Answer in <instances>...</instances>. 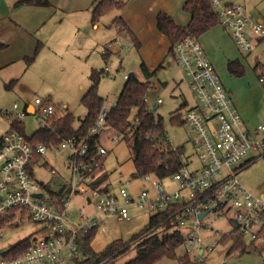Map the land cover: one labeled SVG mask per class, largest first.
<instances>
[{
  "label": "built area",
  "instance_id": "obj_1",
  "mask_svg": "<svg viewBox=\"0 0 264 264\" xmlns=\"http://www.w3.org/2000/svg\"><path fill=\"white\" fill-rule=\"evenodd\" d=\"M208 1L238 49L253 52L258 41L264 40V21L250 16L244 4L231 0ZM174 53L197 101L186 111L184 120L200 167L190 171L184 159L179 171L171 176L178 183L179 191L168 194L161 184L153 181L155 195L150 196L148 190H143L135 198L125 188L116 192L110 186L107 190L93 186L96 160L89 155L87 139L101 136L108 130V109L101 110L86 140L67 139L58 146H34L20 132L8 130L0 138V219L13 218L0 227V234L15 221L28 220L29 224L41 225L37 231L44 236L39 239L32 234L30 246L14 257L1 252L0 264H72L82 239L97 227V215L115 214L122 220H129L132 205L146 207L154 213L174 212L183 244L195 261L212 252L226 235L233 233L235 226L244 238L248 236L251 242L264 243V195L254 197L239 181L244 169L257 159H264V123L253 130L244 126L232 94L208 58L199 37H184L175 45ZM260 81L264 82V78ZM162 103L159 99L155 107ZM35 104L32 113L27 108L20 112L16 103L13 111L0 114L10 121L21 122L34 115L39 119V128H50L56 120V105L41 98H36ZM112 139L119 143L122 135L116 134ZM66 152V164L71 171L69 178L51 164ZM107 153L104 145H98L99 156ZM37 155L41 156L40 160ZM41 172L47 175L46 179L40 177ZM151 176L141 178L150 181ZM130 182L132 180L127 181V185ZM39 193L42 197H38ZM52 196L61 199L58 201ZM74 199L84 200L86 206L93 208V213L85 211L83 204L75 216L71 208ZM201 214L206 215L201 219ZM209 216H215L213 222L230 223L231 229L215 230L211 226L213 222L207 221Z\"/></svg>",
  "mask_w": 264,
  "mask_h": 264
},
{
  "label": "rangeland",
  "instance_id": "obj_2",
  "mask_svg": "<svg viewBox=\"0 0 264 264\" xmlns=\"http://www.w3.org/2000/svg\"><path fill=\"white\" fill-rule=\"evenodd\" d=\"M234 1L237 4L248 3V7L255 8L264 15V0ZM69 39L68 45L53 48L54 53H50L52 55L50 60L40 62L37 59V63L29 68L26 74L20 75V79L15 85L16 88H6V85L11 80L3 72H0V112L13 111V106L16 103H18L21 112L25 103L33 102L36 98L51 99L52 104L54 103L57 107L55 117L59 118L70 112L74 116L73 126L78 128L79 120L84 118L87 112L81 102L82 93L90 87V75L94 70L103 72L98 92L104 99L103 108L108 110L115 107L118 102L119 95L126 83L125 75L128 77L129 75H134L142 77L143 80L146 79L147 75H144L143 71H141L142 60L140 54L137 48L132 45L130 39L117 38L119 42H111L113 46L109 44L96 46L92 43L93 37L91 41L80 35ZM109 50L112 53H108L105 56ZM114 50H117L116 54H114ZM253 55L259 56L264 66V43L253 52ZM21 65L23 67L24 63ZM106 68L109 70L106 71ZM184 78L183 70L172 62L169 68L161 67L152 78V81L157 84L156 90L158 91H155V88L150 90L151 92L147 96V103L156 115L163 118L164 128L169 140L172 141V145L184 148V157L188 163V169L193 171L200 167V161L193 144L189 141V128L187 125H179L172 121L174 115L180 114L184 117L186 111L195 104V96ZM261 85L264 86V83H261ZM158 99H162L164 103L155 107L154 104ZM256 99L258 101H255V104L258 107L259 103L264 105V95L258 96ZM184 104L186 105L184 106ZM65 107H68L67 112ZM24 120L27 136L29 138L33 137L39 130V119L34 115H29ZM4 122L7 123V126L3 134L10 129L8 125L10 120L0 114V126ZM3 134L1 135L3 136ZM113 134L110 131L102 133L101 143L108 149V153L104 156L103 167L109 174L108 185L114 188V191L117 192L119 188H125L129 194L138 198L143 190H148L150 196H153L155 195L152 185L153 181L161 184L168 194L179 191V185L172 177L159 179L152 175L151 180L147 181L134 175L136 169L133 161L131 141L123 139L119 143H114L112 141ZM66 162L67 152L58 155V159L53 160L51 164L69 178L71 171ZM39 175L43 179L47 178V175L43 172ZM239 176L240 183L250 194L254 197L264 195L263 158L257 159L255 163L244 169ZM129 180H132V182L127 185ZM83 204H85V201L82 199L73 200L71 208L75 216H77L80 206ZM85 211L92 214L93 208L87 207ZM129 213V220H122L115 214H100L95 217L98 225L91 242L94 252L103 251L108 244L115 240L131 241L133 237L148 228L150 218L154 214L150 209L146 207L140 208L137 205L129 207ZM214 219L215 216H209L207 221L213 222ZM211 226L218 231H228L232 225L226 221H217L213 222ZM40 228H42L41 225L29 224L28 220H17L7 226L0 234V256L4 249L9 248L29 235H37L36 238L40 239L44 236L43 232L37 231ZM245 241L249 246L252 243L251 238L248 236ZM231 246L232 242H222L212 252L206 253L204 258L199 259L200 261L198 262H201V264H261V262H264V243L260 240L255 244L258 249L244 255H240L239 252L228 254ZM188 251L184 245L180 246L177 255L178 257L187 256ZM136 254L137 243H134L127 255L122 257L118 264L128 262ZM189 255L193 259L194 256L190 251ZM159 264H177V261L174 259H163Z\"/></svg>",
  "mask_w": 264,
  "mask_h": 264
},
{
  "label": "trees",
  "instance_id": "obj_3",
  "mask_svg": "<svg viewBox=\"0 0 264 264\" xmlns=\"http://www.w3.org/2000/svg\"><path fill=\"white\" fill-rule=\"evenodd\" d=\"M19 4L40 7L48 6L50 2L49 0H21ZM124 5L125 3L122 1L102 0L92 12V21H99L104 13L113 9L122 10ZM185 9L191 16L190 23L185 27L176 24L167 13H160L157 17L158 29L172 41L173 52L175 45L184 37L188 35L199 37L209 29H212L219 21L218 15L214 12L208 0H189L185 4ZM116 23L119 25L120 32L131 34L127 27L128 25L120 19H117ZM33 61L34 58L29 59L27 62L28 66ZM238 65L239 63L236 61L229 63L228 67L233 75H241ZM141 69L145 75H151L145 65L142 64ZM102 74L103 72L94 70L90 75L91 85L81 99L87 112L85 117L79 120L78 128H74V116L67 112L66 109L67 113L56 118L50 128H39L33 137L29 138L27 136L25 123L18 120L10 121L9 130L20 132L34 146L39 144L58 146L62 141L72 138L86 140L103 109L104 99L98 92ZM152 88L153 85L150 81L129 75L119 95L117 104L107 111V131L113 132V135L121 134L122 140L129 139L131 141L133 161L136 169L134 175L137 177L153 175L159 179H164L175 175L184 164V159L186 158L184 157V148L173 146L172 141L169 140L164 128L163 118L156 115L148 106L147 96ZM172 121L179 125L186 124L184 117L180 114L174 115ZM87 140L90 145L89 155L96 160L93 174L96 180L93 186L100 190L110 189L108 185L109 174L103 167L104 156L97 154L98 145H103L101 136H91ZM36 158L40 160L41 156L37 155ZM52 197L58 201L61 199V197ZM12 218L13 216H8L0 219V227L10 222ZM177 224L174 212L163 210V212L154 213L150 218L148 228L133 237L131 241L115 240L99 253L94 252L91 247L96 227L80 242L79 253L72 264H118L122 257L127 255L134 243H137V254L124 264H159L163 259H174L177 264H201V262L193 260L189 254L178 257V248L184 244ZM32 236L29 235L11 245L7 250L2 251V255L14 257L19 253L25 252L31 244ZM223 242H232L228 254L239 252L240 255H244L258 249L255 246L256 242H252L250 246L246 243L245 238L238 233L237 226L234 227L233 233L224 237Z\"/></svg>",
  "mask_w": 264,
  "mask_h": 264
},
{
  "label": "crops",
  "instance_id": "obj_4",
  "mask_svg": "<svg viewBox=\"0 0 264 264\" xmlns=\"http://www.w3.org/2000/svg\"><path fill=\"white\" fill-rule=\"evenodd\" d=\"M20 1L0 0V72L11 80L6 85L8 89L16 88L20 75L26 74L37 63V59L40 62L50 60L54 47L66 46L70 37L80 35L90 41L93 37L92 43L96 46L110 45L117 38L130 39L140 54L141 65H145L151 74L144 80L150 81L155 91H158L156 82L152 81L153 76L161 67L169 68L171 62L177 66L179 64L173 52L172 41L158 29L157 17L160 13H167L182 27L187 26L191 20L185 9L189 0H115L125 3L123 9L104 13L97 22L92 21V12L102 0H49L48 6L40 7L19 4ZM244 5L250 16L264 21L262 13L248 7V3ZM117 19L128 25L131 34L119 31ZM199 40L225 87L232 94L245 127L253 130L264 123V105L259 103L258 107L255 104L258 101L256 98L264 95V86L261 85L264 82L260 81L264 78V66L259 56L253 55L264 40L258 41L253 52H243L234 44L230 33L219 21L212 29L199 36ZM113 52L116 54L117 50ZM108 53L112 51L109 50L104 55L107 56ZM31 58L34 61L28 66L27 62ZM234 61L239 63L241 75L230 72L228 65ZM107 70L109 69L106 68ZM140 79L143 80L142 77ZM50 101L52 102L51 99ZM196 103L195 100L193 106ZM35 105V100L25 103L24 109L27 108L32 113ZM8 125L10 127V122ZM6 126L5 122L0 126V138ZM84 206V210L89 207Z\"/></svg>",
  "mask_w": 264,
  "mask_h": 264
},
{
  "label": "water",
  "instance_id": "obj_5",
  "mask_svg": "<svg viewBox=\"0 0 264 264\" xmlns=\"http://www.w3.org/2000/svg\"><path fill=\"white\" fill-rule=\"evenodd\" d=\"M38 197H42V193H39V194H38ZM205 215H206V214H201L200 218L202 219ZM201 253H202V251H201Z\"/></svg>",
  "mask_w": 264,
  "mask_h": 264
}]
</instances>
